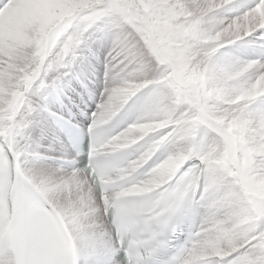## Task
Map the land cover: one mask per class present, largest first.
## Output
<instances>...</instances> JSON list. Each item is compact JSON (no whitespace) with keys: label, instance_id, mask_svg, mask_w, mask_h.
I'll list each match as a JSON object with an SVG mask.
<instances>
[{"label":"snow or ice","instance_id":"6c2138e0","mask_svg":"<svg viewBox=\"0 0 264 264\" xmlns=\"http://www.w3.org/2000/svg\"><path fill=\"white\" fill-rule=\"evenodd\" d=\"M0 264H264V0H0Z\"/></svg>","mask_w":264,"mask_h":264}]
</instances>
